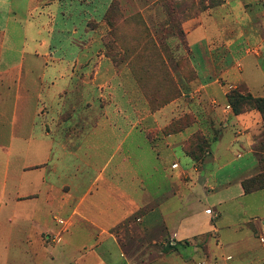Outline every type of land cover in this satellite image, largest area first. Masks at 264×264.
<instances>
[{"label":"crops","instance_id":"obj_1","mask_svg":"<svg viewBox=\"0 0 264 264\" xmlns=\"http://www.w3.org/2000/svg\"><path fill=\"white\" fill-rule=\"evenodd\" d=\"M253 7L250 13L242 0H225L183 22L195 72L189 84L197 87L190 100L184 94L152 111L144 97L134 96L128 81L117 96L120 85L103 79L97 87L109 85L107 94L113 91L114 100L106 102L99 119L90 124L83 119L74 139L68 141L65 131L55 139L52 129L44 127L38 140L12 135L8 143L0 142V153L7 156L6 175L12 165L8 156L32 146V164L15 161L13 173L17 181L27 176L33 186L24 192L16 183L13 199L18 208H36V214L20 217L24 213L19 209L16 219L28 225L34 216L48 219L44 226L11 227V242L4 245L10 247L7 263L264 264V199L258 209L244 214L241 210L247 197L264 190L245 193L241 184L258 171L255 145L264 140L258 139L264 130L262 115L257 109L236 114L227 97L228 91L238 89L264 98V1ZM13 67L3 72L13 78L12 92L16 88L12 127L24 70L18 67L16 81ZM183 107L193 115L192 122L164 133L165 126L184 115L178 116ZM150 128L159 130L154 139ZM199 131L209 147L197 164L184 145ZM74 158H78L71 164L76 180L68 182L64 177L71 165L66 163ZM204 164L217 167L213 177L194 174ZM226 167L240 169L233 178L240 188L236 194L227 191L232 182L219 179V171ZM58 215L71 224L63 227ZM131 217H136L141 233L134 252L125 249L128 245H123L117 228Z\"/></svg>","mask_w":264,"mask_h":264},{"label":"rangeland","instance_id":"obj_2","mask_svg":"<svg viewBox=\"0 0 264 264\" xmlns=\"http://www.w3.org/2000/svg\"><path fill=\"white\" fill-rule=\"evenodd\" d=\"M224 1L0 0V142L8 143L12 135L38 140L41 133L45 132L44 127L52 129L55 139H61L64 131L68 141L74 139L75 130L85 122L83 119H87V124L94 122L96 117L99 119L106 102L114 100L113 91L107 94L109 85V88L107 84L100 89V85L97 87L103 79H110L120 85L116 89L117 96L122 95V85L128 81L134 96L144 97L152 111L184 94V98L190 100L197 87L189 84L195 79V72L187 55L183 22ZM242 1L251 13V10L254 11L253 6L264 0ZM21 65L24 70L19 88L20 100L15 126L12 127V96L16 88L13 87L12 92L9 86L13 78L3 72L8 66H15L11 73L17 81L15 76ZM51 75L54 76L48 79ZM185 110L184 107L179 109L178 116L184 115L165 126L164 133L192 122L193 115ZM157 132L158 129L150 128L152 139L156 138ZM258 135V139L264 137V130ZM195 136L199 137L203 147V151H197L196 155L204 159L208 139L201 132ZM262 141L260 139L255 146ZM30 149L32 146L8 156L12 165L7 175L4 166L7 156L0 153V264H28L7 263L5 253L10 247L4 245L11 242L13 225H28L22 218L16 219L19 209L22 210L20 213H24L20 217L36 214V208L22 205L18 208L13 199L16 183L23 186L24 192L33 186L27 176L17 181L13 173L15 161L32 164ZM75 162H78V158L66 165L69 167ZM180 162V166L185 169V163ZM201 162L200 159L196 161L197 164ZM72 165L64 177L68 182L76 180ZM216 170L213 164H204L194 174L213 177ZM239 171L238 167H226L219 171L220 180L232 182L227 190L232 194L238 193L240 189L233 179ZM88 177H91L90 170ZM255 195L244 201V207H241L243 214L262 206L264 190ZM38 206L43 208V201ZM227 212L233 214L229 206ZM56 217L58 223L64 221L61 223L63 227L71 224L67 217ZM47 220L46 216H34L28 226H44ZM135 221L136 217H131L117 227L118 236L124 246L128 245L125 249L129 252L137 250V240L141 238ZM57 239L56 235L52 237L54 242ZM31 248L34 250V245Z\"/></svg>","mask_w":264,"mask_h":264},{"label":"trees","instance_id":"obj_3","mask_svg":"<svg viewBox=\"0 0 264 264\" xmlns=\"http://www.w3.org/2000/svg\"><path fill=\"white\" fill-rule=\"evenodd\" d=\"M227 97L233 111L236 114L251 109H257L260 111L262 115V121L264 123V98L254 97L250 93H243L238 89H231L230 91H228ZM184 127L173 129L171 128L170 130H168V132L180 130ZM196 134H198V132L195 133L192 137H194ZM191 138L184 145L185 152L195 161H198L199 159L203 160V156L200 157V155H196L197 151H203V147L199 142V137L195 136L193 142H191ZM207 147H209V143ZM255 151L258 155L259 167L258 171L255 174L246 177L241 181L245 193H251L264 188V140L262 141V143L255 146Z\"/></svg>","mask_w":264,"mask_h":264},{"label":"built area","instance_id":"obj_4","mask_svg":"<svg viewBox=\"0 0 264 264\" xmlns=\"http://www.w3.org/2000/svg\"><path fill=\"white\" fill-rule=\"evenodd\" d=\"M59 222H60V223H63L64 221H63V220H60Z\"/></svg>","mask_w":264,"mask_h":264}]
</instances>
